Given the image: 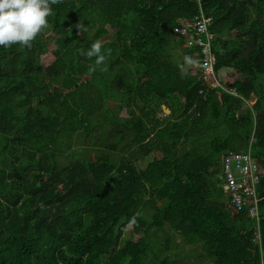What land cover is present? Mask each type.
Returning <instances> with one entry per match:
<instances>
[{
	"label": "trees",
	"instance_id": "obj_1",
	"mask_svg": "<svg viewBox=\"0 0 264 264\" xmlns=\"http://www.w3.org/2000/svg\"><path fill=\"white\" fill-rule=\"evenodd\" d=\"M200 4L236 95L202 84L197 47L172 62L195 1L59 0L31 48L0 47V264H264V0ZM251 136L258 227L215 176Z\"/></svg>",
	"mask_w": 264,
	"mask_h": 264
},
{
	"label": "built area",
	"instance_id": "obj_2",
	"mask_svg": "<svg viewBox=\"0 0 264 264\" xmlns=\"http://www.w3.org/2000/svg\"><path fill=\"white\" fill-rule=\"evenodd\" d=\"M190 1L197 3L199 13L191 19L183 20L178 26L173 28V31L185 38L186 45H194L199 48L201 52L199 70L202 73V79L211 86L219 85L213 69L211 43L214 34L209 29L211 16L204 13L200 0ZM252 138L248 142L246 149L227 150L221 154L215 176L225 186V190L230 193L234 206L240 209L249 204L248 212L250 216L256 217L255 226L258 227L259 221L256 206L260 200L257 195L260 165L257 158L251 154ZM257 233L256 230L255 238H257Z\"/></svg>",
	"mask_w": 264,
	"mask_h": 264
},
{
	"label": "clouds",
	"instance_id": "obj_3",
	"mask_svg": "<svg viewBox=\"0 0 264 264\" xmlns=\"http://www.w3.org/2000/svg\"><path fill=\"white\" fill-rule=\"evenodd\" d=\"M58 2L59 0H0V47L8 48L13 44L18 43L22 48H31L32 42L35 40L37 35L42 31V29L46 28L48 25L47 17L52 15V9L50 5L56 4ZM179 24H177L176 26H178ZM78 28L80 27L78 26ZM174 34L184 39L182 47H187V49L197 47L194 45H186V41L183 36L175 32ZM198 51L200 60L201 52L199 48ZM81 54L88 59L95 58L96 66L102 65L105 60V55L101 52V43L98 41L93 42L90 47L87 50L82 51ZM199 60L197 69L200 74L201 82L203 85L208 86L210 88H218L226 93H231L234 95L237 94L235 89L232 87V81L234 79L232 81L224 79L223 77H227V74L225 72L217 71L215 69L214 53L213 69L217 76L219 85L211 86L208 82L202 79V73L199 70ZM92 70L95 71V68H93ZM101 70L106 71V68ZM198 92H201V90ZM161 109L164 113L166 111L169 113V109L166 108L164 104L161 105ZM253 141L254 139L252 138V142ZM243 149H246V147H244ZM220 184L222 185V183ZM222 187L224 188L223 185Z\"/></svg>",
	"mask_w": 264,
	"mask_h": 264
},
{
	"label": "rangeland",
	"instance_id": "obj_4",
	"mask_svg": "<svg viewBox=\"0 0 264 264\" xmlns=\"http://www.w3.org/2000/svg\"><path fill=\"white\" fill-rule=\"evenodd\" d=\"M48 29H49V24L47 25L46 28L42 29L41 33L42 34H47L48 33ZM106 40H107V37H101L99 39L100 42H103V41H106ZM52 48H53V43L50 42L49 43V49H52ZM185 58H186V56H185V52H184V48L183 47L178 46V45H175V46L172 47V49H171V59H172V62H178V61L181 62V61H184ZM52 59H53V55H52V53L50 51H48L46 54L42 55V57H41V60H42L43 63H48ZM223 71L226 74L227 73H230V74L227 75L228 79H227V77H223L224 79H226L228 81H232L233 79L239 77V75H236L234 73V71H232V69H230V68L224 69ZM248 102L251 104L253 102V100L250 99ZM165 113H168V112L166 111ZM120 115H123V116L126 115V113L124 112V110H121L120 111ZM157 115H161V113H158ZM101 128H102V126L100 128H98V129H96V131L99 133L101 131ZM68 152H69V150L66 151V153H68ZM150 159H151V156H148V157L144 158V161H149ZM67 160L68 159L62 154L61 157L58 159V162L60 164H64ZM136 165H137V167H144V162L141 159L136 160ZM214 180H215V178H214ZM224 195H226V192L225 191L223 193V196ZM128 228H126L123 231L122 237L123 236H126L129 233V229ZM139 235H140V233L139 234H137V233L133 234L132 235V239L133 240H136ZM196 252H199L198 249H197Z\"/></svg>",
	"mask_w": 264,
	"mask_h": 264
},
{
	"label": "water",
	"instance_id": "obj_5",
	"mask_svg": "<svg viewBox=\"0 0 264 264\" xmlns=\"http://www.w3.org/2000/svg\"><path fill=\"white\" fill-rule=\"evenodd\" d=\"M224 190H225V186H224V188H223Z\"/></svg>",
	"mask_w": 264,
	"mask_h": 264
}]
</instances>
